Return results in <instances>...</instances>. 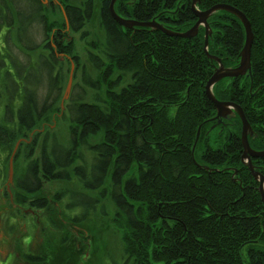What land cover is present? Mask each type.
<instances>
[{
    "label": "trees",
    "instance_id": "obj_1",
    "mask_svg": "<svg viewBox=\"0 0 264 264\" xmlns=\"http://www.w3.org/2000/svg\"><path fill=\"white\" fill-rule=\"evenodd\" d=\"M62 1L70 30L81 31L86 43L95 0ZM98 1L103 39L93 38L88 64H80L82 83L72 84L61 110L66 86L60 53L79 63L72 41L64 44L66 34L50 23L42 0H0V177L7 178L19 141L13 201L43 209L49 203L39 194L45 182L71 184L57 195L69 196L63 210L80 224L104 214L101 201L109 200L122 231V264H264V204L258 181L241 162L239 118L232 129H221L205 95L215 62L204 52L203 29L193 38L159 30L153 36L121 26L110 14V0ZM220 2L240 9L254 34L252 75L244 81L247 88L250 81L260 87L242 104L253 131L248 142L262 150L264 0H199L198 7ZM126 4L116 0L117 14H125ZM181 16L184 27L193 23ZM208 22L217 29L208 36V53L237 63L239 19L219 10ZM52 31L55 39L48 36ZM152 37L165 40V51L144 57L129 42ZM212 90L218 100L241 106V76L224 78ZM52 113L67 121L63 133L41 126ZM252 162L264 175V157Z\"/></svg>",
    "mask_w": 264,
    "mask_h": 264
},
{
    "label": "rangeland",
    "instance_id": "obj_2",
    "mask_svg": "<svg viewBox=\"0 0 264 264\" xmlns=\"http://www.w3.org/2000/svg\"><path fill=\"white\" fill-rule=\"evenodd\" d=\"M71 1L73 4L78 2ZM95 2L97 4L93 17L85 28L89 33L86 43L79 39L81 31L72 32L66 28L56 0L52 8L47 6L50 23L54 21L53 27H60L65 32L64 44L72 41L74 46L72 54L79 56V63H73V77L76 78H72L71 84L82 83L80 64H88L86 52L91 49L93 38L103 39L104 33L98 12L99 1L95 0ZM57 34L52 31L48 36L55 39ZM67 55L71 58V55ZM60 59L64 61V86H66L72 62L65 58ZM79 89L78 86L74 91ZM60 114L52 113L49 120L41 126L63 133L67 121H62ZM18 142L15 145L18 146ZM74 178L76 179L75 176L72 177ZM6 179L0 177V264H122L124 259L121 252L122 231L114 221L115 208L109 200L101 201L104 214L98 211L86 221L73 224L62 207L70 201L69 196L64 195L59 199L57 195L64 187L71 188V184L59 181L45 182L39 194L46 196L49 203L43 209H36L29 204H16L13 201L15 188ZM76 190L78 194L79 191L84 192L82 188ZM81 195L84 201L85 197ZM29 255L32 258H29Z\"/></svg>",
    "mask_w": 264,
    "mask_h": 264
},
{
    "label": "water",
    "instance_id": "obj_3",
    "mask_svg": "<svg viewBox=\"0 0 264 264\" xmlns=\"http://www.w3.org/2000/svg\"><path fill=\"white\" fill-rule=\"evenodd\" d=\"M115 2L116 0H110V3H109L110 14L117 23H119L121 26L126 27V28H131L135 25L136 26H149V27L155 26L157 28L162 29L164 32H166L169 35L180 36V37L186 38V37H191L195 35L201 24L205 27L204 51L208 55L209 58L214 59L217 63H219V66L215 68V70L213 71L211 76L207 79L204 85L205 95L209 99V101L214 105L216 109L215 118H217L218 121H220L222 118H226L229 114H231L234 111L238 114L241 124H242L241 125V143L243 147V152L241 155V159L243 163L249 168L250 173L255 178V180L258 181L259 183L258 188H259L261 200L264 203V175L260 173L259 171L255 170L251 163V157H257V158L264 157V149L255 150L250 146L248 142V136L252 135L253 131L244 113L241 111L240 106L233 102L218 100L215 97L213 90H212L213 85L217 83L219 80L225 77H237L243 74L245 71L250 70L251 47H252V41L254 39V35H253L250 21L248 20L246 15L234 5H231L229 3H223V2L216 3L205 10H197L195 9L196 8L195 6H196V3L197 4L199 3V0H192V10L197 16V20L194 23V25L190 29L186 30L185 32H176V31H171L167 28H164L161 24H157L153 22H139V21H134L131 19H125L116 13L114 9ZM218 10H223V11L229 12L233 14L234 16H236L241 22L243 29L245 31L244 44L239 52L238 65L235 67H224L221 63V60L218 57L214 55L213 56L209 55L207 51V40H208V35H210V28L207 23V18ZM60 57L63 58V55L61 54ZM73 68L74 67H73V62H72L71 71L68 77V82L65 87L64 94L61 100V110L64 109V104H63L64 100L68 99L69 94H70L71 85H72L71 84L72 76H73V70H74ZM199 131H200V128L197 129L195 143L199 136ZM16 147H17V144L15 145L13 152L9 158L8 176H7L8 183H12V180H13V156L15 154ZM192 148H194V146Z\"/></svg>",
    "mask_w": 264,
    "mask_h": 264
},
{
    "label": "flooded vegetation",
    "instance_id": "obj_4",
    "mask_svg": "<svg viewBox=\"0 0 264 264\" xmlns=\"http://www.w3.org/2000/svg\"><path fill=\"white\" fill-rule=\"evenodd\" d=\"M56 1H57V5L60 7L61 13L63 15H65V7L63 5L64 2L62 0H56ZM42 2L46 6H49V7L52 8L54 0H42ZM96 4L97 3L95 2L94 3V8H95ZM126 7H127V10L125 11V14L122 15V17H124V18H128V19H131V20H134V21H139V22H153V23L161 24L164 28H167V29H169L171 31H176V32H184V31L190 29L194 25L196 20H197V16L195 15V13L192 10V0H170L168 3H165V0H127ZM129 7H131V11L128 10ZM195 7H196L195 9H197V10H205V9H200L198 7L197 3H196ZM187 10H189V16H188ZM93 12H94V10H93ZM98 12H99V9H98ZM183 12L186 13V15L188 16V22L189 23L193 21V23L190 26H188V27H184L182 25V23H181L185 19L184 16H181V14ZM210 16L207 18V23H209L208 19L210 18ZM92 17H93V14H92ZM64 18H65V16H64ZM65 20H66V18H65ZM172 21H177V23L176 22H172ZM211 21L212 20H210V22ZM208 25H209V28H210V35H211V33L214 30H217V29L214 28L213 25L211 26L210 23ZM66 28H67V26H66ZM67 29H70L69 26H68ZM130 29L147 30V31L151 32L153 36L156 35V31L157 30H159L161 32H164L162 29L157 28L155 26H153V27H149V26H134L133 28H130ZM202 29H203L204 34H205V27L201 24L199 26L198 30H197V33L195 35H193L191 37H187V38H193L194 36L199 34L200 31H202ZM244 39H245V31L243 29V42H242V45L244 44ZM164 41L165 40L163 38H160V37H152V38H144V39H131V38L129 39L130 44L137 49V52H139L140 49H142V51H145L144 54H143L144 57L152 56L153 53H154V49H159V50L165 51L164 50V47H165ZM252 44H253V41H252ZM242 45H241V48H242ZM207 46H208V40H207ZM150 47H151V49H149ZM209 55H211V54H209ZM212 60H214V59H212ZM258 61H260V60H258ZM214 62H215V64L213 66V71L215 70L216 67L219 66V63H217L215 60H214ZM221 63H222V65L224 67H235V66L238 65V62L235 63V64H232V65H229V61L228 60H221ZM251 63H252V57L250 56V70L249 71H245L243 74L240 75L241 76V106H240L239 103H237V101H234V100H232V101H230V100H220V101H229V102H233V103L238 104L240 106L241 111L243 113H244V108H243L242 101L245 99V94L248 92L250 95H254L259 90V87H260V86H258V87L253 88V85H252L251 81H250V85H249L248 88L245 85V81H244L245 78L246 77H251V75H252ZM255 69H257V67H255ZM225 78L228 79V78H234V77H225ZM213 107H214V105H213ZM215 114H216V110H215L214 115ZM236 116L239 118L238 114L234 111L231 114H229L226 118H222L220 121H218V119H217V123L223 124V125H221V129H223L224 127L232 129L231 124H233L235 122V117ZM239 120H240V118H239ZM240 124H241V121H240ZM252 135H253V133H252ZM252 135H249L248 139L250 138V136L253 137ZM240 136H241V130H240ZM240 142H241V138H240ZM256 150H260V149H256ZM242 152H243V147H242V143H241V155H242ZM241 155H240V158H241ZM254 158H257V157H251V163H252L254 169L257 170L255 164H253V162H252V159H254ZM258 158H261V157H258ZM241 162L243 163L242 159H241ZM257 171H259V170H257ZM258 187H259V184L257 185L256 188H257L258 193L260 195ZM242 190H243V188H242ZM24 204H28V201L25 202V203H20L18 205H24ZM28 257L32 258V256H30V255Z\"/></svg>",
    "mask_w": 264,
    "mask_h": 264
}]
</instances>
